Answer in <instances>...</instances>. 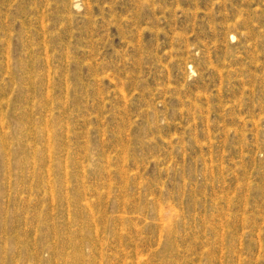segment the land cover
I'll use <instances>...</instances> for the list:
<instances>
[{"label": "rangeland", "instance_id": "374dc122", "mask_svg": "<svg viewBox=\"0 0 264 264\" xmlns=\"http://www.w3.org/2000/svg\"><path fill=\"white\" fill-rule=\"evenodd\" d=\"M0 264H264V0H0Z\"/></svg>", "mask_w": 264, "mask_h": 264}]
</instances>
